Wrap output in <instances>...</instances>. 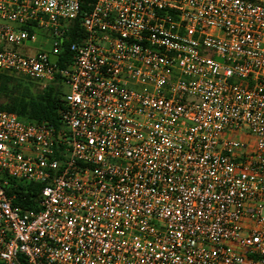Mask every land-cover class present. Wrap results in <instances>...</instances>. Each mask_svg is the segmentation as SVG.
Wrapping results in <instances>:
<instances>
[{
    "label": "built area",
    "instance_id": "1",
    "mask_svg": "<svg viewBox=\"0 0 264 264\" xmlns=\"http://www.w3.org/2000/svg\"><path fill=\"white\" fill-rule=\"evenodd\" d=\"M81 6L0 0V70L67 88L0 109V264H264V0Z\"/></svg>",
    "mask_w": 264,
    "mask_h": 264
},
{
    "label": "trees",
    "instance_id": "2",
    "mask_svg": "<svg viewBox=\"0 0 264 264\" xmlns=\"http://www.w3.org/2000/svg\"><path fill=\"white\" fill-rule=\"evenodd\" d=\"M92 0H82V10H87ZM83 31L79 20L71 22L64 44L62 57L70 59L68 46L80 43ZM34 79L0 70V109L16 114L26 122L47 121L58 126V111L64 107V92L62 83L57 80L44 89ZM14 187L8 189V194L16 193L18 199L15 205L21 208L37 209L36 200L40 187L36 184L13 182Z\"/></svg>",
    "mask_w": 264,
    "mask_h": 264
},
{
    "label": "rangeland",
    "instance_id": "3",
    "mask_svg": "<svg viewBox=\"0 0 264 264\" xmlns=\"http://www.w3.org/2000/svg\"><path fill=\"white\" fill-rule=\"evenodd\" d=\"M41 38L37 37L35 38L34 40L32 41H29L27 42V45L28 46H31V47H35V48H38L40 47V43H41ZM63 92L66 93L67 92V88L63 86Z\"/></svg>",
    "mask_w": 264,
    "mask_h": 264
}]
</instances>
